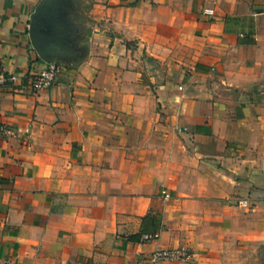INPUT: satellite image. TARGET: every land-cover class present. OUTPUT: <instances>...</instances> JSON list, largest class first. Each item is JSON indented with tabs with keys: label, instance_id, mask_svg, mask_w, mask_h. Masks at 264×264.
<instances>
[{
	"label": "crops",
	"instance_id": "1",
	"mask_svg": "<svg viewBox=\"0 0 264 264\" xmlns=\"http://www.w3.org/2000/svg\"><path fill=\"white\" fill-rule=\"evenodd\" d=\"M44 1L0 0V264H264V0H84L37 92Z\"/></svg>",
	"mask_w": 264,
	"mask_h": 264
},
{
	"label": "rangeland",
	"instance_id": "2",
	"mask_svg": "<svg viewBox=\"0 0 264 264\" xmlns=\"http://www.w3.org/2000/svg\"><path fill=\"white\" fill-rule=\"evenodd\" d=\"M89 7L84 0H45L33 28L37 52L60 68H77L93 36Z\"/></svg>",
	"mask_w": 264,
	"mask_h": 264
},
{
	"label": "built area",
	"instance_id": "3",
	"mask_svg": "<svg viewBox=\"0 0 264 264\" xmlns=\"http://www.w3.org/2000/svg\"><path fill=\"white\" fill-rule=\"evenodd\" d=\"M61 68L56 64H50L47 69L41 71L36 75L33 79V88L35 91L40 92L42 90L47 89L52 86L57 79V75ZM16 78L11 76L8 77L3 71H0V94L4 87L10 81H15ZM0 132L5 133L7 135H11L9 130H5L2 123L0 122ZM151 236L145 235L144 240H149ZM185 258V254H183L180 250L176 249H164V250H156L151 254V264H162L166 261H176L183 260ZM5 264H13L10 262H6Z\"/></svg>",
	"mask_w": 264,
	"mask_h": 264
},
{
	"label": "trees",
	"instance_id": "4",
	"mask_svg": "<svg viewBox=\"0 0 264 264\" xmlns=\"http://www.w3.org/2000/svg\"><path fill=\"white\" fill-rule=\"evenodd\" d=\"M159 229L160 224L158 223L157 217L148 215L143 218L141 234L134 237H140L141 235L145 234H155ZM134 237H132L131 239H133Z\"/></svg>",
	"mask_w": 264,
	"mask_h": 264
},
{
	"label": "water",
	"instance_id": "5",
	"mask_svg": "<svg viewBox=\"0 0 264 264\" xmlns=\"http://www.w3.org/2000/svg\"><path fill=\"white\" fill-rule=\"evenodd\" d=\"M34 23H35V21H34ZM48 62H50V63H54L55 61L52 60V59H50Z\"/></svg>",
	"mask_w": 264,
	"mask_h": 264
}]
</instances>
